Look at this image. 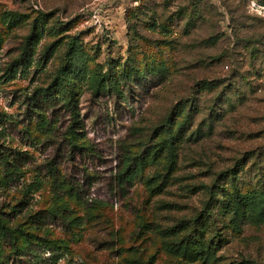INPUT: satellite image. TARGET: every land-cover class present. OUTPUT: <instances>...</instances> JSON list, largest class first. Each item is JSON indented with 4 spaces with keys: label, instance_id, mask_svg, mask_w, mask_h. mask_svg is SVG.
<instances>
[{
    "label": "rangeland",
    "instance_id": "374dc122",
    "mask_svg": "<svg viewBox=\"0 0 264 264\" xmlns=\"http://www.w3.org/2000/svg\"><path fill=\"white\" fill-rule=\"evenodd\" d=\"M0 263L264 264V0H0Z\"/></svg>",
    "mask_w": 264,
    "mask_h": 264
},
{
    "label": "trees",
    "instance_id": "16d2710c",
    "mask_svg": "<svg viewBox=\"0 0 264 264\" xmlns=\"http://www.w3.org/2000/svg\"><path fill=\"white\" fill-rule=\"evenodd\" d=\"M199 2L193 3L194 6L196 7L198 5ZM195 13H198L197 9L195 8ZM63 70V66L61 68H59L56 72L57 75H60L61 72ZM228 175H230V173H228ZM208 193V200L204 203L202 209L195 215L193 216L191 219H184L180 221V227H187L188 228V233L186 234V237L188 238V241L192 244L195 245H199L201 243V237H200V233L199 232V227L203 224V222L205 220H207L208 218H210L211 213H212V209H213V205H215V203L217 202V198L216 196V191L212 186L208 187L207 190ZM64 206H62L61 208H54L52 209V217L61 219L62 221H66L65 217H62V212L64 211L63 209ZM228 209H232V208H228ZM232 210H228L229 213H233L230 212ZM61 212V213H60ZM184 225V226H183ZM0 264H7V263H0Z\"/></svg>",
    "mask_w": 264,
    "mask_h": 264
}]
</instances>
